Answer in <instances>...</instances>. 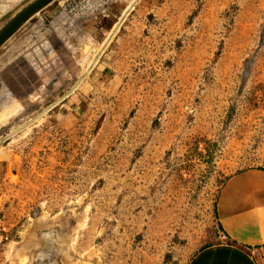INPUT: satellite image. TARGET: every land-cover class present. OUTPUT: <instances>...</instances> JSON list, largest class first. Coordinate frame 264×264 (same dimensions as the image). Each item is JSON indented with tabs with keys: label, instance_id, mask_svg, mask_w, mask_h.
<instances>
[{
	"label": "rangeland",
	"instance_id": "1",
	"mask_svg": "<svg viewBox=\"0 0 264 264\" xmlns=\"http://www.w3.org/2000/svg\"><path fill=\"white\" fill-rule=\"evenodd\" d=\"M0 116V264H188L264 169V0H52L0 46Z\"/></svg>",
	"mask_w": 264,
	"mask_h": 264
},
{
	"label": "crops",
	"instance_id": "2",
	"mask_svg": "<svg viewBox=\"0 0 264 264\" xmlns=\"http://www.w3.org/2000/svg\"><path fill=\"white\" fill-rule=\"evenodd\" d=\"M225 241L197 252L188 264H264V169L235 173L216 201Z\"/></svg>",
	"mask_w": 264,
	"mask_h": 264
},
{
	"label": "water",
	"instance_id": "3",
	"mask_svg": "<svg viewBox=\"0 0 264 264\" xmlns=\"http://www.w3.org/2000/svg\"><path fill=\"white\" fill-rule=\"evenodd\" d=\"M51 1L52 0H35L33 3L18 12L1 28L0 46L6 42L31 15L48 5Z\"/></svg>",
	"mask_w": 264,
	"mask_h": 264
},
{
	"label": "bare ground",
	"instance_id": "4",
	"mask_svg": "<svg viewBox=\"0 0 264 264\" xmlns=\"http://www.w3.org/2000/svg\"><path fill=\"white\" fill-rule=\"evenodd\" d=\"M7 3V2H6ZM134 3H136L135 1H133L130 5H128L127 6V8H126V10H125V12H124V15L129 11V10H131V8H133V5H134ZM61 5V4H60ZM120 21V20H119ZM121 22V21H120ZM118 24V23H117ZM116 26V25H115ZM119 26V25H118ZM114 29H115V27H114ZM117 29V28H116ZM116 31V30H115ZM112 34V33H111ZM107 43V40H106V42H104V44H106ZM81 79H82V77H80L79 79H78V82L73 86V88L81 81ZM72 88V89H73ZM65 97V96H64ZM2 116V115H1ZM1 116H0V119H1ZM39 117V116H38ZM37 117V118H38Z\"/></svg>",
	"mask_w": 264,
	"mask_h": 264
}]
</instances>
